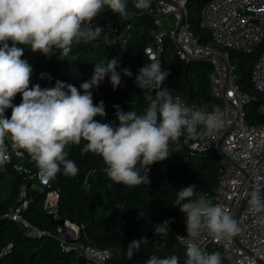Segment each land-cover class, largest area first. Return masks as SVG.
I'll use <instances>...</instances> for the list:
<instances>
[{"label": "trees", "instance_id": "obj_1", "mask_svg": "<svg viewBox=\"0 0 264 264\" xmlns=\"http://www.w3.org/2000/svg\"><path fill=\"white\" fill-rule=\"evenodd\" d=\"M208 1L191 0L189 4L191 29L203 44L212 39L209 30L200 26L202 9ZM115 16L116 13L106 6L92 22L105 24ZM154 27L151 16L142 14L131 18V40L127 46L109 43L100 37L90 42L73 43L68 58L61 57L59 50L50 57L38 52L35 61L29 63L33 68L30 87L36 84L41 88L54 87L56 80H60L79 89L81 83L91 78L95 63L106 64L111 58L118 57L120 85L114 89L108 77H105L98 87L91 89L93 103L103 101L107 113L106 117L95 119L102 123H117L114 105L123 111L131 109L142 114L148 103L145 99L148 92L136 85L135 78L139 69L150 62L145 50L152 42L149 33ZM263 51L264 43L252 52L231 51L232 61L237 66L238 83L244 92L250 93L254 88L252 73ZM72 56L77 59L73 60ZM156 59L161 62V69L170 73L164 86L172 91L173 96L188 97L198 103L212 100L209 77L214 68L210 62L183 61L177 54L175 43L169 39ZM123 69L130 70L132 76L123 75ZM41 73L46 74L45 78H40ZM152 95H155L154 91ZM258 96L257 104L248 114L249 124L264 122V113L261 112L264 95ZM12 102L15 105L21 103V94H17ZM194 141L185 142L184 137H181L178 151L177 146L172 145L167 159L149 166L150 184L133 187L112 182L104 171L106 165L99 155L81 152L85 141L82 140L80 145L69 144L65 148L66 158L75 162L78 174L74 177L65 176L61 165V172L51 179L50 187L44 192L30 191L33 200L23 215L40 230L56 233L60 220L45 209V199L49 190H58L61 221L69 220L84 226L81 241L112 250L113 264H146L152 255L159 258L175 255L179 258V264H185L186 247L179 242L178 235L186 232V218L175 203L178 192L189 185H196L197 195L193 199L204 194L211 196L219 180L218 154L214 151H192L187 144ZM18 161L14 160L13 164ZM13 164L8 165L7 170L0 175V264H94L76 253L64 252L55 237H32L22 224L5 217L19 205L21 189L28 185L26 174L15 171ZM27 165L33 171H38L30 156L27 157ZM141 174H145L143 169ZM3 182L7 183L2 185ZM164 221H170L169 231L156 234L153 226ZM139 239L143 241L140 250L129 260L127 247L131 241ZM205 251L219 252L221 264H228L221 248H208Z\"/></svg>", "mask_w": 264, "mask_h": 264}, {"label": "clouds", "instance_id": "obj_2", "mask_svg": "<svg viewBox=\"0 0 264 264\" xmlns=\"http://www.w3.org/2000/svg\"><path fill=\"white\" fill-rule=\"evenodd\" d=\"M106 6L120 17L129 14L126 0H0V165L10 159L7 139L14 148L29 154L45 180L54 179L61 172V165L65 176L74 177L79 169L66 158L65 148L69 144L80 145L83 140L86 143L81 152L99 155L112 182L129 187L149 185V166L167 159L172 145L178 151L181 137L187 142L211 137L221 130L224 122L219 108L206 111L183 104L179 96H173L164 86L170 73L161 69V62L155 57L149 58L150 62L139 69L135 78L136 85L148 92L143 113L123 111L114 105L115 124L95 119L104 118L107 113L103 101L93 103L91 89L98 87L105 77L114 89L120 85L118 57L106 64L95 63L91 78L81 83L79 89L60 80H56L54 87H30L33 68L22 59L24 48L20 45L46 57L59 50L61 57L68 58L74 42L100 38L103 28L92 26L91 22ZM150 6L151 0H134L137 9ZM122 71L123 75L132 76L130 70ZM45 75L41 73L40 78ZM17 94H21V103L15 105L12 101ZM9 108L10 118L5 116ZM196 188H183L175 201L186 218L187 236L182 237L185 264H221L219 252L208 253L197 241L205 232L217 241L234 236L240 230L238 222L223 205H212L203 196L193 199ZM249 203L258 211L264 209V199L258 193H252ZM169 223L154 225L155 233L168 232ZM142 242L139 239L129 243V260L140 250ZM146 264H179V258L152 255Z\"/></svg>", "mask_w": 264, "mask_h": 264}, {"label": "built area", "instance_id": "obj_3", "mask_svg": "<svg viewBox=\"0 0 264 264\" xmlns=\"http://www.w3.org/2000/svg\"><path fill=\"white\" fill-rule=\"evenodd\" d=\"M191 0H151L147 9L134 7V0H126L128 15L118 14L105 24L91 22L92 26L103 28L101 38L109 43H130L131 18L147 14L154 22V29L149 33L152 42L146 53L157 58L164 50L167 39L172 40L180 59L185 62L206 60L214 68L210 74V102L198 103L188 97L179 96L182 103L193 109L212 111L219 108L223 127L211 137H202L188 143L195 152L214 151L220 158L219 180L214 195H202L212 205L221 204L228 208L237 220L239 232L234 236L215 240L207 232L197 241L207 250L212 246L221 248L228 264H264V209L256 210L249 201L252 193H258L264 199V122L248 123L247 106L264 95V51L255 63L252 82L253 90L244 92L238 83L237 66L232 61L231 51L252 52L264 43V0H209L202 9L200 26L209 30L211 41L201 43L191 29L189 4ZM75 43V42H74ZM22 59L31 57L35 61L38 52L23 46ZM264 113V104L261 107ZM5 116H11L7 109ZM10 155L9 161L0 165V175L13 161L15 171L26 174L28 185H24L19 196V205L12 208L5 217L19 222L32 237L51 235L61 243L66 253H76L94 264H113L110 249H101L81 241L84 226L69 220L59 221L56 233L40 230L23 215L31 201V190L44 192L50 187L51 180H45L38 171L27 165L29 154L14 148L6 139ZM60 192L49 190L45 199V209L57 219L59 216ZM179 242L184 246L182 237ZM137 264V263H136Z\"/></svg>", "mask_w": 264, "mask_h": 264}, {"label": "rangeland", "instance_id": "obj_4", "mask_svg": "<svg viewBox=\"0 0 264 264\" xmlns=\"http://www.w3.org/2000/svg\"><path fill=\"white\" fill-rule=\"evenodd\" d=\"M194 1H192V3H193ZM129 3H131V0H129ZM25 60H27L28 61V63H30L31 62V57H27V58H25ZM257 95H259V94H257ZM258 98H259V96H258ZM257 104V101H254L253 102V104H249L248 106H247V111H248V114L250 115V111H251V109H252V107H254L255 105ZM7 182H3V184L2 185H4V184H6ZM217 246H212L210 249H212V250H214L215 248H216Z\"/></svg>", "mask_w": 264, "mask_h": 264}, {"label": "bare ground", "instance_id": "obj_5", "mask_svg": "<svg viewBox=\"0 0 264 264\" xmlns=\"http://www.w3.org/2000/svg\"><path fill=\"white\" fill-rule=\"evenodd\" d=\"M61 221V220H60Z\"/></svg>", "mask_w": 264, "mask_h": 264}]
</instances>
